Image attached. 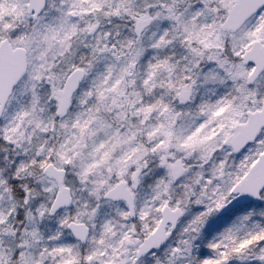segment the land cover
I'll use <instances>...</instances> for the list:
<instances>
[{
	"label": "snow or ice",
	"instance_id": "6c2138e0",
	"mask_svg": "<svg viewBox=\"0 0 264 264\" xmlns=\"http://www.w3.org/2000/svg\"><path fill=\"white\" fill-rule=\"evenodd\" d=\"M0 264H264V0H0Z\"/></svg>",
	"mask_w": 264,
	"mask_h": 264
}]
</instances>
